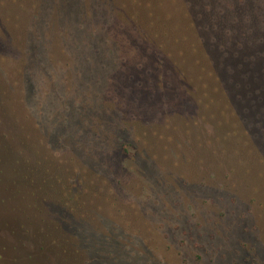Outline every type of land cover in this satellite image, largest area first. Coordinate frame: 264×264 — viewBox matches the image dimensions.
<instances>
[{
	"label": "rangeland",
	"instance_id": "1",
	"mask_svg": "<svg viewBox=\"0 0 264 264\" xmlns=\"http://www.w3.org/2000/svg\"><path fill=\"white\" fill-rule=\"evenodd\" d=\"M46 1L0 0V264H264V0Z\"/></svg>",
	"mask_w": 264,
	"mask_h": 264
},
{
	"label": "trees",
	"instance_id": "2",
	"mask_svg": "<svg viewBox=\"0 0 264 264\" xmlns=\"http://www.w3.org/2000/svg\"><path fill=\"white\" fill-rule=\"evenodd\" d=\"M55 1V0H54ZM58 6H61L62 4V8L65 10H63V13L66 15V17H68L70 20V22L73 20V22L71 23H66L69 26H72L74 24V22H77L78 27L81 29L84 25L88 24L89 21L87 19V14L86 19L83 18L81 21H77V18H75L76 14L79 13V11L84 10L83 4L79 3L78 0L73 1V0H56ZM75 2V3H74ZM46 5V7H50L52 6L49 0H47L46 2H44ZM69 5V6H66ZM98 7H102V4L99 3ZM255 9V8H254ZM112 11V9H111ZM254 11V10H253ZM33 15H37V11L33 14ZM38 18V16H36ZM75 18V19H74ZM76 24V25H77ZM249 32H253V30H250ZM87 40H86V44L88 45L89 49H93V47L95 46V40L98 42L99 44V38L98 36H95V31L91 32V34L86 36ZM113 42H115L118 45V40L116 38H112ZM137 44H139L141 47H145L147 46L146 40L142 37H139L138 40L136 41ZM120 47L125 46L124 42L120 41ZM124 44V45H123ZM81 49L85 50V45H82L80 47ZM121 55L117 54V56L119 58H116V61L122 62L125 61V59H127L125 56H131L133 54H135V52H127V48H124V50H121ZM239 48V47H238ZM117 49V50H118ZM116 50V51H117ZM243 60L242 62H245L247 65L249 64L250 69L252 71L253 74V78L259 79V75L258 73H254L256 71V60L252 61L253 59H249L247 56H243L242 57ZM99 61V59H98ZM83 63V61H81ZM87 60H84V65L87 64ZM100 62V61H99ZM129 62H131V65L135 66V64H137L134 59H131ZM162 65L164 64L163 61L161 60ZM87 66V65H86ZM241 66V64L239 65ZM85 67V66H83ZM103 67L102 61L101 64L99 66ZM256 74V77H255ZM248 77V75H247ZM250 78V77H248ZM251 79V78H250ZM252 80V79H251ZM232 84H234V82H232ZM164 107V105H162V108ZM83 111V116L86 118L85 123H89L91 125L92 128H94V134L95 136H97L100 140V143L105 142V140L103 139V136L105 135V133L103 131H105V128L103 127V119L101 120L100 115H102L103 117L105 115L110 114L112 111L109 110L108 112H104L101 109V112L96 111V109H92L91 107L87 106H83L82 108ZM130 117L129 118H125L122 119L121 121H119L120 123L118 124L119 126H117L112 132L111 134H113L114 136V141H112L111 143V147H113L114 151L117 152L118 157L120 158L123 155H128L131 153H135L137 151V138H139V135H144L140 130V128H142V124H141V120H139V118L141 117H137L139 116L138 114H134V113H130L128 114ZM137 137V138H136ZM136 139V140H135ZM59 140V139H58ZM59 143H61L59 141ZM112 161L114 162V160L112 159ZM117 162V161H116Z\"/></svg>",
	"mask_w": 264,
	"mask_h": 264
}]
</instances>
